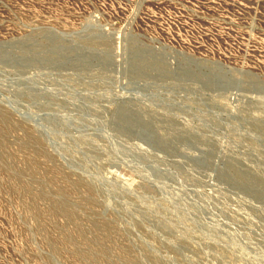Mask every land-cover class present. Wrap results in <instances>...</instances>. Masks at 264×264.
<instances>
[{
  "label": "rangeland",
  "instance_id": "374dc122",
  "mask_svg": "<svg viewBox=\"0 0 264 264\" xmlns=\"http://www.w3.org/2000/svg\"><path fill=\"white\" fill-rule=\"evenodd\" d=\"M0 264H264V0H0Z\"/></svg>",
  "mask_w": 264,
  "mask_h": 264
}]
</instances>
